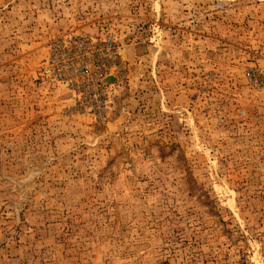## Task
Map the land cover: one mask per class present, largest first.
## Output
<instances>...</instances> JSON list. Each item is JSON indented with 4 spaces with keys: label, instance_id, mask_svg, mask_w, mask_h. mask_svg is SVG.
I'll use <instances>...</instances> for the list:
<instances>
[{
    "label": "rangeland",
    "instance_id": "rangeland-1",
    "mask_svg": "<svg viewBox=\"0 0 264 264\" xmlns=\"http://www.w3.org/2000/svg\"><path fill=\"white\" fill-rule=\"evenodd\" d=\"M0 264H264V0H0Z\"/></svg>",
    "mask_w": 264,
    "mask_h": 264
},
{
    "label": "built area",
    "instance_id": "built-area-1",
    "mask_svg": "<svg viewBox=\"0 0 264 264\" xmlns=\"http://www.w3.org/2000/svg\"><path fill=\"white\" fill-rule=\"evenodd\" d=\"M109 48L112 47V43L109 42L107 45ZM52 54L50 55L49 59L46 62V65L43 69V73L47 76H49L53 80H58L63 77L64 72H69L67 69H65V65L61 66V64L58 63V58H57V52L58 50L56 49L57 44H51L50 45ZM62 51L65 50V48L61 49ZM109 51V49H108Z\"/></svg>",
    "mask_w": 264,
    "mask_h": 264
},
{
    "label": "bare ground",
    "instance_id": "bare-ground-1",
    "mask_svg": "<svg viewBox=\"0 0 264 264\" xmlns=\"http://www.w3.org/2000/svg\"><path fill=\"white\" fill-rule=\"evenodd\" d=\"M112 80V79H111Z\"/></svg>",
    "mask_w": 264,
    "mask_h": 264
}]
</instances>
